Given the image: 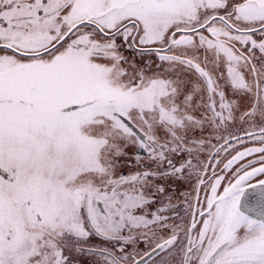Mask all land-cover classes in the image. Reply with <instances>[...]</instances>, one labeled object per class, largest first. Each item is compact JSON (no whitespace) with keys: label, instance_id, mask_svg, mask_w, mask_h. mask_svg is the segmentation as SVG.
Segmentation results:
<instances>
[{"label":"snow or ice","instance_id":"obj_1","mask_svg":"<svg viewBox=\"0 0 264 264\" xmlns=\"http://www.w3.org/2000/svg\"><path fill=\"white\" fill-rule=\"evenodd\" d=\"M0 264H264V0H0Z\"/></svg>","mask_w":264,"mask_h":264}]
</instances>
